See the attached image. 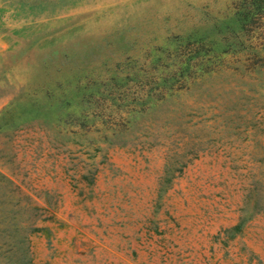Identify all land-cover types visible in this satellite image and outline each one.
<instances>
[{"label": "rangeland", "instance_id": "374dc122", "mask_svg": "<svg viewBox=\"0 0 264 264\" xmlns=\"http://www.w3.org/2000/svg\"><path fill=\"white\" fill-rule=\"evenodd\" d=\"M239 2L0 0V264H264V63L141 105Z\"/></svg>", "mask_w": 264, "mask_h": 264}, {"label": "trees", "instance_id": "16d2710c", "mask_svg": "<svg viewBox=\"0 0 264 264\" xmlns=\"http://www.w3.org/2000/svg\"><path fill=\"white\" fill-rule=\"evenodd\" d=\"M248 27L257 35L254 37L257 40L254 46L240 43L241 35ZM175 45L173 52L157 54L150 60L153 71L147 73L150 77L144 85L142 106L200 84L202 80L217 74L227 57H233V63L236 62L240 52H251L252 55L245 59L247 62L255 59V64H263L264 0H240L227 20L216 23L213 31L195 27L185 35H180ZM237 45L240 47L236 50ZM228 62L231 64L230 60ZM250 64L246 66L248 71L255 67L253 63ZM14 254L15 263H26L24 251Z\"/></svg>", "mask_w": 264, "mask_h": 264}]
</instances>
